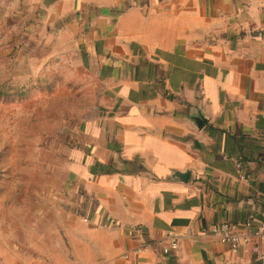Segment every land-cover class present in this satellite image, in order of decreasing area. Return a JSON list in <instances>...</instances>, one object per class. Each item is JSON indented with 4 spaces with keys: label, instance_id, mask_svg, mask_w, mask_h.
I'll return each instance as SVG.
<instances>
[{
    "label": "crops",
    "instance_id": "obj_1",
    "mask_svg": "<svg viewBox=\"0 0 264 264\" xmlns=\"http://www.w3.org/2000/svg\"><path fill=\"white\" fill-rule=\"evenodd\" d=\"M0 37L35 61L57 45L101 99L68 129L66 204L24 205L0 264H264V241L211 236L264 224V0H0Z\"/></svg>",
    "mask_w": 264,
    "mask_h": 264
},
{
    "label": "rangeland",
    "instance_id": "obj_2",
    "mask_svg": "<svg viewBox=\"0 0 264 264\" xmlns=\"http://www.w3.org/2000/svg\"><path fill=\"white\" fill-rule=\"evenodd\" d=\"M3 42L0 37V239H12V246L20 237L18 221L36 222L21 210L24 205L66 204L65 193L57 196L64 191L57 171L69 168L63 163L73 142L68 129L93 121L101 99L99 89L96 100L87 99L83 88L65 82L84 69L65 60L57 45L44 43L35 61V49L21 51L19 39L11 42L12 51Z\"/></svg>",
    "mask_w": 264,
    "mask_h": 264
},
{
    "label": "built area",
    "instance_id": "obj_3",
    "mask_svg": "<svg viewBox=\"0 0 264 264\" xmlns=\"http://www.w3.org/2000/svg\"><path fill=\"white\" fill-rule=\"evenodd\" d=\"M240 168L239 163L237 164ZM211 236L219 243L227 245L231 252L236 253L242 246L255 243L252 247L254 253H258L257 242L264 241V224L254 226L250 222L239 223L236 225L220 223L211 230ZM178 248L177 239L171 238L166 245H162V253L170 256Z\"/></svg>",
    "mask_w": 264,
    "mask_h": 264
},
{
    "label": "water",
    "instance_id": "obj_4",
    "mask_svg": "<svg viewBox=\"0 0 264 264\" xmlns=\"http://www.w3.org/2000/svg\"><path fill=\"white\" fill-rule=\"evenodd\" d=\"M194 122L198 127H201L206 121L203 116H197L194 118ZM174 177L180 182H186L188 172H175Z\"/></svg>",
    "mask_w": 264,
    "mask_h": 264
}]
</instances>
